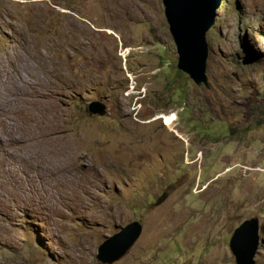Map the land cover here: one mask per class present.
<instances>
[{
    "label": "rangeland",
    "instance_id": "obj_1",
    "mask_svg": "<svg viewBox=\"0 0 264 264\" xmlns=\"http://www.w3.org/2000/svg\"><path fill=\"white\" fill-rule=\"evenodd\" d=\"M226 1L206 87L177 69L162 0H0V57L23 46L53 80L51 111L28 106L16 136L76 158L44 180L0 125V264H103L99 245L133 220L143 232L113 264H236L230 238L252 216L264 239V170L251 168L264 166V0Z\"/></svg>",
    "mask_w": 264,
    "mask_h": 264
},
{
    "label": "water",
    "instance_id": "obj_2",
    "mask_svg": "<svg viewBox=\"0 0 264 264\" xmlns=\"http://www.w3.org/2000/svg\"><path fill=\"white\" fill-rule=\"evenodd\" d=\"M162 3L178 53L177 68L198 86L209 87L207 33L215 24L217 9L222 0H162ZM87 110L90 114L105 115L107 104L93 101ZM167 197L168 193L164 192L156 200L155 206L163 203ZM260 226L259 216H252L234 229L229 245L236 264H256V252L260 242H264L260 238ZM142 232L143 223L140 220L127 223L99 245L97 260L103 264H113L120 260L130 252Z\"/></svg>",
    "mask_w": 264,
    "mask_h": 264
},
{
    "label": "bare ground",
    "instance_id": "obj_3",
    "mask_svg": "<svg viewBox=\"0 0 264 264\" xmlns=\"http://www.w3.org/2000/svg\"><path fill=\"white\" fill-rule=\"evenodd\" d=\"M24 47L29 51V55H31V51L33 50L32 47L31 46H24ZM22 48L23 46H10L6 48L7 57H0V67L1 66L6 67L7 62L8 64H11L13 66L12 67L13 69L11 71H9L8 69L4 71L6 74L5 77L0 76V125L4 127L6 137L7 135L10 136L11 140L9 141V143L11 145L21 144V146L25 150L28 149L29 151H31L32 154L30 156L34 157L33 159H35V165L32 163L33 168L35 169V173H36L35 175H37L38 177L40 176L45 180L48 177L51 178L52 176H55L54 174L56 173H62V176L64 172H67L69 170L72 171L73 173V169H74L73 165L76 162V158L74 160V157H72L74 154L72 153L73 151L68 153L69 150L65 147V145H62V143L57 144L54 138H52L54 140H50V138H48V140H37L36 138L40 134L39 135L35 134L36 132L35 130L22 140L18 139V137L16 136L17 119L26 115L27 113L26 108L28 106L31 105L33 109H41L43 110V112L44 110L49 111L50 109H48L47 107L53 106L52 102L50 101V99H52L51 97L52 92L50 89L52 85L50 83L53 81L49 77V72H51L50 67L44 61L42 62V68L40 70L29 71L28 69L30 67L31 62L28 60V57L22 58V54H23L21 53ZM39 55L42 56L44 59L48 60V57L44 52L42 53L39 52ZM45 131L42 134L45 135ZM37 132L39 131L37 130ZM0 136L3 139L4 134ZM48 153H51L52 156H47ZM16 157H20V156L16 154ZM58 157L61 163L55 162V160H57ZM28 160L29 159H27V161ZM28 162H33V161L30 160ZM72 173H70V176L74 175Z\"/></svg>",
    "mask_w": 264,
    "mask_h": 264
},
{
    "label": "built area",
    "instance_id": "obj_4",
    "mask_svg": "<svg viewBox=\"0 0 264 264\" xmlns=\"http://www.w3.org/2000/svg\"><path fill=\"white\" fill-rule=\"evenodd\" d=\"M253 170H264V166H259V165H256V166H253L251 167Z\"/></svg>",
    "mask_w": 264,
    "mask_h": 264
},
{
    "label": "trees",
    "instance_id": "obj_5",
    "mask_svg": "<svg viewBox=\"0 0 264 264\" xmlns=\"http://www.w3.org/2000/svg\"><path fill=\"white\" fill-rule=\"evenodd\" d=\"M222 2H227L226 0H222ZM223 4V3H222ZM170 68H172V64H170ZM178 69V68H177ZM182 72V71H181ZM201 126V125H200ZM229 129V128H228ZM220 131H223L222 128ZM211 133V130L208 129V132L206 134H210ZM229 135V134H228Z\"/></svg>",
    "mask_w": 264,
    "mask_h": 264
},
{
    "label": "clouds",
    "instance_id": "obj_6",
    "mask_svg": "<svg viewBox=\"0 0 264 264\" xmlns=\"http://www.w3.org/2000/svg\"><path fill=\"white\" fill-rule=\"evenodd\" d=\"M260 232H261V227H260ZM260 238H261V234H260Z\"/></svg>",
    "mask_w": 264,
    "mask_h": 264
}]
</instances>
